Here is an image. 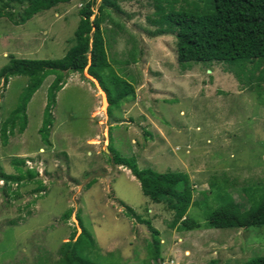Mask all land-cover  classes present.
I'll list each match as a JSON object with an SVG mask.
<instances>
[{"label": "rangeland", "instance_id": "374dc122", "mask_svg": "<svg viewBox=\"0 0 264 264\" xmlns=\"http://www.w3.org/2000/svg\"><path fill=\"white\" fill-rule=\"evenodd\" d=\"M80 5V0L58 3L19 25L0 17V67L9 54L61 57ZM152 11L151 0L119 1L109 15L122 29L107 20L101 24L112 67L134 80L132 98L108 113L105 94L86 68L67 73L50 108L47 145L37 129L48 75L26 104L23 131L14 130L6 144L0 140L2 171L14 172L12 159L23 158L22 169H34L32 179L41 185L10 181L6 186L0 179V264H54L60 244L72 229L74 236L79 232L76 212L94 240L87 255L98 262L233 264L264 255V225L204 227L206 213L225 194L244 209L247 191L264 182V78L257 80L255 69L247 85L213 61L181 68L173 34L151 35ZM26 80L13 75L0 88V123ZM113 151L134 156L140 168L185 172L197 202L186 214L200 226L179 230L163 202H151L126 167L109 161ZM126 206L157 230L158 258L151 257L148 228Z\"/></svg>", "mask_w": 264, "mask_h": 264}, {"label": "trees", "instance_id": "16d2710c", "mask_svg": "<svg viewBox=\"0 0 264 264\" xmlns=\"http://www.w3.org/2000/svg\"><path fill=\"white\" fill-rule=\"evenodd\" d=\"M71 0H0V17L15 25L24 23L41 10L49 9L58 3ZM77 9L78 20L72 32L71 43L59 58L30 59L9 54L7 61L0 67V88H4L13 75L27 78L15 106L0 123V140L6 144L8 136L21 133L26 126L25 108L32 94L39 88L44 78L52 75L46 87V102L42 111L41 124L37 129L40 139L49 144L48 134L51 126L50 108L54 103L55 93L63 86L69 72L81 73L86 68L102 88L107 112L133 97L132 77L118 73L107 58L105 28L101 26L106 20L116 28L122 25L114 21L109 13L118 9L123 0H80ZM153 11L147 21L155 26L151 35L173 34L175 59L181 68L191 62H215L232 73L237 80L249 85L255 69L256 79L264 78V0H151ZM95 6V11L93 8ZM17 8V9H16ZM111 33L113 30H109ZM105 34V37H104ZM110 35V34H109ZM108 44V43H107ZM108 47V46H107ZM131 61H135L130 50ZM121 63H128L123 60ZM248 64H250L248 66ZM188 66V65H187ZM111 106V107H110ZM112 151L110 143L107 144ZM112 164L123 165L137 180L141 193L151 202L165 204L172 211L173 221L178 222L179 230H189L200 224L187 216L191 204L192 188L188 176L182 171L158 172L151 168H140L134 156H124L115 151L108 155ZM14 172L6 173L0 168V179L7 186L12 181L16 184L36 182L34 169H22L23 158L12 159ZM23 180V182H20ZM214 184V183H212ZM247 191L249 205L240 209L232 197L225 194L214 208L204 217V227L238 228L264 225V182ZM12 193L17 195L16 191ZM205 195L204 192H201ZM129 215L134 216L148 228L151 241L149 251L152 259L159 257V238L157 230L149 220L143 219L129 207ZM70 210L61 216L67 217ZM79 232L74 236V229L66 241L58 248V259L54 264H112L98 262L87 255L94 247L90 232L82 224L78 212L75 213ZM233 264H264V255H256Z\"/></svg>", "mask_w": 264, "mask_h": 264}]
</instances>
